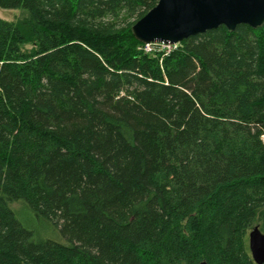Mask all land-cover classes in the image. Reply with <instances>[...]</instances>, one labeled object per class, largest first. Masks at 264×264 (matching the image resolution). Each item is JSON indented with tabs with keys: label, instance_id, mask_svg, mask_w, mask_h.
<instances>
[{
	"label": "trees",
	"instance_id": "trees-1",
	"mask_svg": "<svg viewBox=\"0 0 264 264\" xmlns=\"http://www.w3.org/2000/svg\"><path fill=\"white\" fill-rule=\"evenodd\" d=\"M157 2L0 0V264H256L264 24L148 53Z\"/></svg>",
	"mask_w": 264,
	"mask_h": 264
},
{
	"label": "water",
	"instance_id": "water-1",
	"mask_svg": "<svg viewBox=\"0 0 264 264\" xmlns=\"http://www.w3.org/2000/svg\"><path fill=\"white\" fill-rule=\"evenodd\" d=\"M239 24L263 26L264 0H158L131 29L143 43L173 44L221 25L233 31ZM248 243L255 263L264 264V232L259 226L249 232Z\"/></svg>",
	"mask_w": 264,
	"mask_h": 264
},
{
	"label": "rangeland",
	"instance_id": "rangeland-1",
	"mask_svg": "<svg viewBox=\"0 0 264 264\" xmlns=\"http://www.w3.org/2000/svg\"><path fill=\"white\" fill-rule=\"evenodd\" d=\"M20 16H21V10L20 9H2V8H0V18L16 22L20 18ZM263 140H264V136H263ZM30 224H32V226L38 230L40 235L45 236V235H49V234H53V235L56 234V233H54V231L52 229L47 228L46 225L36 223L33 221H31Z\"/></svg>",
	"mask_w": 264,
	"mask_h": 264
},
{
	"label": "built area",
	"instance_id": "built-area-1",
	"mask_svg": "<svg viewBox=\"0 0 264 264\" xmlns=\"http://www.w3.org/2000/svg\"><path fill=\"white\" fill-rule=\"evenodd\" d=\"M179 43H164V42H154V43H144L142 49L148 53L160 52L163 55H168L175 49H177Z\"/></svg>",
	"mask_w": 264,
	"mask_h": 264
}]
</instances>
